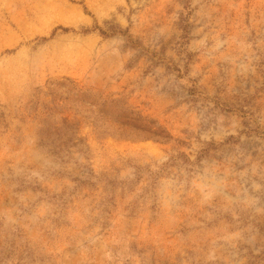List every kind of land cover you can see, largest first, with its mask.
I'll list each match as a JSON object with an SVG mask.
<instances>
[{
  "label": "rangeland",
  "instance_id": "rangeland-1",
  "mask_svg": "<svg viewBox=\"0 0 264 264\" xmlns=\"http://www.w3.org/2000/svg\"><path fill=\"white\" fill-rule=\"evenodd\" d=\"M49 83L169 137L50 153ZM0 264H264V0H0Z\"/></svg>",
  "mask_w": 264,
  "mask_h": 264
},
{
  "label": "trees",
  "instance_id": "trees-1",
  "mask_svg": "<svg viewBox=\"0 0 264 264\" xmlns=\"http://www.w3.org/2000/svg\"><path fill=\"white\" fill-rule=\"evenodd\" d=\"M120 32L112 30L111 34ZM47 96L50 100L41 106L46 115L40 121L38 134L40 145L50 153L63 155L66 152L68 155L78 141L82 143L77 137L79 118L88 120L101 135L148 136L158 140L169 137L156 121L129 109L122 100L103 99L74 83H49ZM62 111L65 114L58 117Z\"/></svg>",
  "mask_w": 264,
  "mask_h": 264
}]
</instances>
